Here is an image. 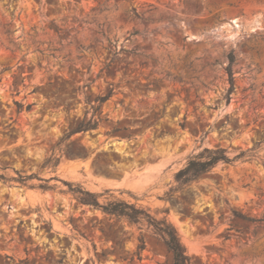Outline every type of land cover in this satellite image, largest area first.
<instances>
[{
	"label": "rangeland",
	"instance_id": "1",
	"mask_svg": "<svg viewBox=\"0 0 264 264\" xmlns=\"http://www.w3.org/2000/svg\"><path fill=\"white\" fill-rule=\"evenodd\" d=\"M206 148L234 161L171 193ZM0 176V264L172 263L79 187L167 217L191 264H264V0H0Z\"/></svg>",
	"mask_w": 264,
	"mask_h": 264
},
{
	"label": "trees",
	"instance_id": "2",
	"mask_svg": "<svg viewBox=\"0 0 264 264\" xmlns=\"http://www.w3.org/2000/svg\"><path fill=\"white\" fill-rule=\"evenodd\" d=\"M133 13L136 17H139V14L134 9ZM228 66L226 71L229 76L230 87L227 91L226 98L227 101L230 100V96L235 90V77L232 71V66L236 63V56L233 52H230L227 56ZM90 129H95V125L92 127H86L84 129H78L76 131H88ZM73 134L71 132L66 137H70ZM243 154L236 157L240 158ZM54 161V166H57V159H50L49 163ZM234 160L230 159L227 156V150L223 148L215 149H204L201 153L196 156H193L188 160L186 165L180 169L175 175V181L178 184L176 189H172L171 193L176 192L177 190L187 188L192 182H195L201 179L203 176L212 172V170L219 164H231ZM3 179V176H0ZM35 178V175L31 176H20V183H25L27 180ZM47 182V180H44ZM44 190H51L49 186H40ZM76 200L79 204L83 206H89L96 210H100L106 215L114 216L118 219H125L130 223L137 224L141 221H146L148 225L153 229L154 234L162 241L168 252L172 255L171 264H191V258L187 253L186 247L181 241L179 232L175 225L167 218L163 217L160 220H156L149 210L142 207H137L135 204H130L125 201L115 200L109 201L106 204H101L99 202L100 195L87 191L81 187L77 191H73ZM140 246L138 247L137 256L141 257V252L144 250V241L140 240Z\"/></svg>",
	"mask_w": 264,
	"mask_h": 264
},
{
	"label": "bare ground",
	"instance_id": "3",
	"mask_svg": "<svg viewBox=\"0 0 264 264\" xmlns=\"http://www.w3.org/2000/svg\"><path fill=\"white\" fill-rule=\"evenodd\" d=\"M255 21L253 22L254 24H256L257 23V21H258V19H254ZM112 145H114L116 148H119L121 145H123V143L122 142H117V141H114L113 143H112ZM123 148V147H122Z\"/></svg>",
	"mask_w": 264,
	"mask_h": 264
}]
</instances>
